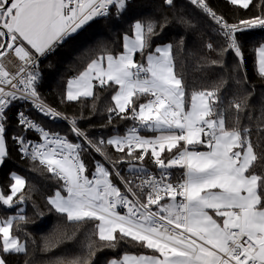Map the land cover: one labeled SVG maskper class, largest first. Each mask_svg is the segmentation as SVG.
I'll return each instance as SVG.
<instances>
[{"label": "snow or ice", "instance_id": "6c2138e0", "mask_svg": "<svg viewBox=\"0 0 264 264\" xmlns=\"http://www.w3.org/2000/svg\"><path fill=\"white\" fill-rule=\"evenodd\" d=\"M190 2L219 26L225 38L221 54L234 52L241 73L238 83L248 85L241 36L250 29H264V0L255 4L229 0L245 10L260 9L236 23L219 15L209 0ZM129 5L130 0H0V166L9 158L8 111L15 101H31L46 116L61 118L38 91L40 59L90 21L120 17ZM167 23L166 18L163 23L136 21L131 34L122 37V51L98 55L67 81V101L93 98L95 110L101 94L108 92L109 122L112 114L136 122L125 135L95 142L77 127L76 119L71 122V131L97 153L105 155L104 145L123 153L120 160H129L131 177L115 170L120 161H113L111 170L96 162L89 178L82 144L45 131L24 112L17 114L22 131L35 129L43 142L30 150L32 141L23 135L13 136V141L62 182L47 198L48 204L68 221L91 223L100 242L88 245L87 259L78 257L68 264H93L98 250H117L121 245L150 254L125 252L106 264H264V97L258 115L249 102L255 95L251 85L242 99L230 104L231 116L221 110L219 87L192 91L186 100L185 84L175 71L173 45L153 51L152 37ZM207 47L215 51L211 43ZM255 51L257 73L264 80V44ZM141 130L158 134L145 136ZM146 158L158 172L144 166ZM177 168L182 171L173 179L171 170ZM12 179L11 194L0 191V204L9 208L14 198L18 203L25 200V179L15 173ZM114 180L123 184L124 192ZM16 221L25 217L0 219V264H12L10 257L28 252L27 242L13 230Z\"/></svg>", "mask_w": 264, "mask_h": 264}, {"label": "trees", "instance_id": "16d2710c", "mask_svg": "<svg viewBox=\"0 0 264 264\" xmlns=\"http://www.w3.org/2000/svg\"><path fill=\"white\" fill-rule=\"evenodd\" d=\"M211 7L223 15L229 23H236L240 19H248L259 14L260 9L250 6L245 10L229 3V0H209ZM257 0H254V4ZM168 23L163 31L157 29V35L152 37L153 51L156 46L173 45L175 71L183 79L186 87V100L192 91L213 90L219 87L221 110L231 116L233 110L229 107L234 101L242 99L248 85L255 95L250 98V104L258 115L259 100L264 97V80L257 73L256 49L264 44V29H250L241 40L244 45V64L248 85L238 81L241 73L237 70L238 57L231 50L221 54L220 45L225 44V38L219 26L204 17L184 0H174L173 6L165 4L164 0H130L128 9L120 16L96 18L82 30L72 34L56 50L41 60L40 81L38 91L41 97L72 119L88 134L92 141L107 140L116 135H125L132 127L133 122L121 120L112 114L109 122L107 107L112 103L110 93L101 94L93 110V98H82L81 101H67L65 98L67 81L81 72L92 59L98 55L122 51V37L131 34V26L136 21H157ZM182 41V43H181ZM211 43L215 51L208 49ZM213 60L219 63L213 64ZM7 147L9 158L0 166V191L5 195L11 194L10 187L14 183L13 173L21 174L25 179L23 203L16 202L9 208L0 204V217L6 219L11 215H23L25 221L14 222V232L22 242H27V254H18L10 257L12 264H68L76 258H88V245L98 238L93 236L91 223L80 224L68 221L63 214L57 213L47 198L60 188L62 182H57L53 175L46 171L43 165L30 158H23L19 153L16 142L12 137L20 131L16 113L10 112ZM246 115V114H245ZM248 123V121H244ZM58 128L68 134L73 140L75 136L66 125ZM142 135H156L148 131H141ZM84 146L81 158L84 161L88 174L95 169L96 162H103V158L88 143L83 140ZM105 156L113 161L120 160L123 153L116 151L114 146L104 145ZM202 148L201 150H203ZM175 151V150H174ZM165 155H168L165 153ZM126 160V159H125ZM120 162L118 164H120ZM128 163L120 164L127 166ZM144 166L151 171L159 170L147 158ZM179 173L181 169H172ZM66 195L65 191H62ZM21 194H18V196ZM95 244L93 246L95 247ZM125 252L135 254H150V250L121 245L117 250L102 249L92 258L93 264H106L112 258L121 257Z\"/></svg>", "mask_w": 264, "mask_h": 264}, {"label": "built area", "instance_id": "2783aa9c", "mask_svg": "<svg viewBox=\"0 0 264 264\" xmlns=\"http://www.w3.org/2000/svg\"><path fill=\"white\" fill-rule=\"evenodd\" d=\"M186 1L188 4H190L194 9H196L199 13H201L204 17L210 19L212 22H214L210 17H208L201 9L197 8L195 5L191 4L190 0H184ZM99 18V17H98ZM215 23V22H214ZM89 24V23H88ZM87 24V25H88ZM87 25L83 26L81 29L79 30H82L84 29ZM78 30V31H79ZM44 57H42L39 61V65H38V68L40 67V64H41V60L43 59ZM43 99V98H42ZM43 102L44 104H46L48 107H51L53 109H55L56 111L60 112L61 113V118H53V117H49V116H46L43 112H41L39 109H37L31 101H24V100H18V101H15L13 103V105L11 106V109L10 111H8V116H9V120H10V112H14L16 113V117H17V114L20 113V112H24L30 119L33 120L34 123H38L41 127H43L45 129V131H49L50 133H58L59 135L61 136H66L67 139L70 141V142H73V143H79V144H82V141L85 140L83 137H78L79 139L78 140H73L68 134L66 133H63L59 128L58 126L59 125H66L70 131H71V128H72V118L68 117L67 115H65L64 113H62L59 109H57L55 106H53L52 104H50L49 102L45 101L43 99ZM18 120V119H17ZM131 120V119H130ZM132 121V120H131ZM133 122V125L136 123L135 121H132ZM18 125L20 126V131L16 134H14V136H17V135H23L26 139L32 141V144L29 145V149L31 150L32 147L35 146L36 143H42L43 142V138L41 136V134L37 131H35V129H32V130H27V131H22V129L24 128V126L20 125L18 123ZM132 125V126H133ZM77 127H79L81 130L82 128L77 124ZM8 129L9 127L7 128V135H8ZM83 131V130H82ZM143 131V130H141ZM72 132V131H71ZM73 133V132H72ZM86 133V132H85ZM142 133V132H141ZM74 134V133H73ZM75 135V134H74ZM76 136V135H75ZM147 136V135H145ZM87 142V140H85ZM17 147H18V150H19V153L21 154V156L23 158H30L29 156H26L23 152H21L20 150V145L18 143H16ZM101 155V157L103 158V164L105 165V167L109 168L110 170L113 169V160H110L108 158H106L105 155H102L101 153H99ZM31 159V158H30ZM38 162V161H37ZM101 163V162H100ZM123 163H128L127 166H120V164H123ZM131 163L133 164H136L137 167H139V162H136V161H132ZM120 164H116L115 165V170H119L121 172V175L125 176V177H131L132 176V173H130L128 171L129 167H130V163H129V160H122L120 162ZM150 170V169H149ZM95 171V169H94ZM93 171V172H94ZM151 171V170H150ZM92 172V173H93ZM153 173H156L155 171H151ZM173 172V171H172ZM91 173V174H92ZM181 172L179 173H176V172H173V179H175L176 177H179ZM87 175H89V178H92V175L91 174H88V172L86 173ZM115 183H117L120 187H121V191L124 192L125 191V188L123 186V184H121L119 181H115ZM129 198L131 199V195L129 194ZM118 211L121 212V214H124L126 213V209H123V208H118L117 209ZM153 210H155V208H153Z\"/></svg>", "mask_w": 264, "mask_h": 264}, {"label": "rangeland", "instance_id": "374dc122", "mask_svg": "<svg viewBox=\"0 0 264 264\" xmlns=\"http://www.w3.org/2000/svg\"><path fill=\"white\" fill-rule=\"evenodd\" d=\"M165 45H167V44H164V45H161V46H159V47H163V46H165ZM15 174H17V175H19V176H21V177H23L21 174H19V173H15ZM24 178V177H23ZM63 194V193H62ZM65 195V194H64Z\"/></svg>", "mask_w": 264, "mask_h": 264}, {"label": "crops", "instance_id": "0c3cea01", "mask_svg": "<svg viewBox=\"0 0 264 264\" xmlns=\"http://www.w3.org/2000/svg\"><path fill=\"white\" fill-rule=\"evenodd\" d=\"M203 150H206V149H203ZM14 215H11V216H9L8 218H10V217H13ZM0 219H2L1 217H0ZM7 219V218H6ZM129 254H134L135 255V253H129Z\"/></svg>", "mask_w": 264, "mask_h": 264}, {"label": "bare ground", "instance_id": "6f19581e", "mask_svg": "<svg viewBox=\"0 0 264 264\" xmlns=\"http://www.w3.org/2000/svg\"><path fill=\"white\" fill-rule=\"evenodd\" d=\"M83 130V129H82ZM84 131V130H83ZM84 132H86V131H84ZM87 134V133H86ZM87 136H88V134H87ZM88 138H89V136H88ZM90 139V138H89Z\"/></svg>", "mask_w": 264, "mask_h": 264}]
</instances>
